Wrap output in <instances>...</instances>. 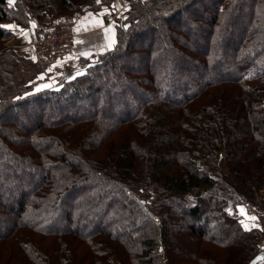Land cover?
I'll use <instances>...</instances> for the list:
<instances>
[{
	"label": "trees",
	"instance_id": "obj_1",
	"mask_svg": "<svg viewBox=\"0 0 264 264\" xmlns=\"http://www.w3.org/2000/svg\"><path fill=\"white\" fill-rule=\"evenodd\" d=\"M113 2L0 0V43L13 36L5 23ZM242 3L130 0L115 47L58 90L33 92L38 66L0 51V264H249L261 253L264 229L236 210L264 212V0ZM191 19L193 33L177 31ZM164 57L166 69L151 66ZM91 182L99 194L82 191ZM98 200L141 226L88 222Z\"/></svg>",
	"mask_w": 264,
	"mask_h": 264
},
{
	"label": "rangeland",
	"instance_id": "obj_2",
	"mask_svg": "<svg viewBox=\"0 0 264 264\" xmlns=\"http://www.w3.org/2000/svg\"><path fill=\"white\" fill-rule=\"evenodd\" d=\"M242 1L243 0H240V3H242ZM14 5H15V0H14V3L12 4V6H14ZM246 5L248 7H250L249 2H244L238 6L239 10L242 11V10H244V7H245L246 11H247L248 8L246 7ZM201 10L204 14H208L209 9L201 8ZM31 20H32V18H31ZM70 20H72V19H70ZM200 20H203V19L201 18ZM192 21H194V19H191L190 21L189 20L182 21L181 23L178 24V30L177 31L184 32V31L190 29V31H192V33H193V31L195 30L194 26L196 25V23H194ZM36 22H38V21L36 20ZM116 23H118V20L116 21ZM37 24H39V26L35 25V28H34V27H31V25H21L20 23L17 24V22L5 23L4 26L7 27L12 32L13 36L6 43H4V44L0 43V51L2 52V51H7V50H13V51H16L20 56L25 57L27 59L26 60L27 62H31V61L34 62L35 65L38 66L37 71L35 73L40 72L37 75L36 84L37 83H44V85H41V87H43V88L45 87V89H46V87H49V88L58 90L59 88H61L62 83L65 82L66 80H70L74 76H80V75L84 74L86 72L85 71L86 66H83V68L79 72H77V74L72 72L71 71L72 69H70L68 65H67L68 67L67 66L62 67V68H60L59 71H57L56 68L54 67V63L57 60V58H59L61 56H56V57L49 58V59H42L36 55V53L32 47H27V49L21 48L20 47L21 46L20 45L21 39H23L24 41L29 40L31 38V35H33V33L36 31L37 28H41V27L47 25V24H42L40 22H38ZM244 28L245 27L243 25H239V27H237L236 29H237V31H239L238 33H240L244 30ZM203 29L204 28H202L201 31L198 33L199 36H206L207 35V33H208L207 29H204V31H202ZM236 29H233V31L235 32ZM231 31L232 30H230V32ZM232 34H233V32H232ZM142 43L146 44V42H142ZM159 44H160V42L157 45H155V48H153L155 53H158L157 50H158V48H160ZM98 49H99V52H98L99 54L101 52H104V49L101 47L100 44H99ZM79 50H80L81 54H85V56H88V57H89V55L92 54V52L96 51L95 48L92 49V51H90L89 49H85V47H79ZM162 51H163L162 53L166 54V60L167 61L171 60V58L174 56L171 54L168 46H165V51H164V49ZM99 60H100V58L95 59V60H91V61L87 60L86 63H88V62L89 63H96V62H99ZM138 60H139V58H138ZM164 60H165V57L163 59L160 58V60H158L157 62L152 63L151 66L156 67L159 70H161L162 68L166 69L167 64L164 63L165 62ZM10 62L12 63L11 67L17 71L19 69V66L17 64H14L11 60H10ZM30 64L28 63L27 67H24V64H23V69H22L21 73H22V75L24 74L26 78L33 76L34 69L32 68V66ZM83 64L84 63L81 62V67ZM120 69H123V68H120ZM147 70H148V68L143 70V74H146ZM169 76H170V74H169ZM169 76L167 75V77H169ZM110 79L113 81L114 77H111ZM169 79L173 81L175 78L169 77ZM127 82H129L128 84H132V80L127 81ZM164 89H165V87L163 88V90ZM168 89H169V91L171 90V88H168ZM37 90H38V88H37ZM41 90L42 89H40V91ZM128 103H129V101H128ZM263 105H264V102H263ZM115 111H117V109ZM117 113H118V111H117ZM11 161H12V159L6 158L4 163H8ZM1 164H2V162L0 159V169L2 168ZM102 186L103 185L100 186V184L96 186V183L91 182V183H88V184L82 186L83 187L82 191H84V192L87 191L90 194H99L98 192L100 191V189H102ZM153 197H154V194H151L149 197L145 198V201L147 203H152V201L154 199ZM109 198L112 199L113 195L110 196ZM104 203H107V201ZM100 204H101V201L98 200V202H96V204H93L88 208V210L93 211V214H94L93 215L94 218L91 217L88 222L93 223V222H99L100 221V223H102V226L106 227L108 230H111L113 228V229H116L117 231L123 230L127 233H133L137 229H139V225L141 226V224L139 222H135V221L131 220L132 216H134V212L132 209L131 210L128 209L129 211L126 209V210H123V212H116L113 215H111L109 213L110 210H108L107 206L105 207V211L103 209H99L101 207V205L103 206V204H101V205ZM94 207H97V209H99V210L96 209V211H95ZM246 207L248 209H253V208H250L248 206H246ZM57 209L58 208H55L54 211H56ZM92 223H87V222L84 223L83 222L82 224H80V227H84L83 225H86L87 227L90 228ZM216 232H217V229L216 230L212 229V233H216ZM260 250H261V248H260ZM218 252H220V250H218Z\"/></svg>",
	"mask_w": 264,
	"mask_h": 264
},
{
	"label": "crops",
	"instance_id": "obj_3",
	"mask_svg": "<svg viewBox=\"0 0 264 264\" xmlns=\"http://www.w3.org/2000/svg\"><path fill=\"white\" fill-rule=\"evenodd\" d=\"M129 7L130 0H114L113 8L103 7L98 12H93L87 7H84L83 13L73 19L74 31L78 34L74 47L67 54L57 55L61 57L57 58L54 63L56 70L59 71L60 68L68 65L69 68L72 69L71 71L77 74L84 66L82 65L81 67V62L98 59L105 52L112 50L116 45V21L125 16ZM37 21L42 24L56 22L52 20L51 13L49 12L44 13ZM38 22L32 19L30 23L31 27L35 28V25L39 26V24H37ZM20 42V47L27 49L24 47L25 41L21 39ZM99 44L104 49V52L100 54L98 53ZM79 47H85V49H89L90 51L95 48L96 51L92 52L88 57L80 53ZM41 85H44V83H37L34 86L33 92L40 91V89L44 90L45 87L43 88ZM48 88L49 87H46V89ZM236 214L242 218L246 229L254 227L264 229V212L260 213L255 209H248L246 206L241 205L237 208ZM260 248L261 252L264 253V238L260 243ZM258 264H264V260L260 261Z\"/></svg>",
	"mask_w": 264,
	"mask_h": 264
},
{
	"label": "built area",
	"instance_id": "obj_4",
	"mask_svg": "<svg viewBox=\"0 0 264 264\" xmlns=\"http://www.w3.org/2000/svg\"><path fill=\"white\" fill-rule=\"evenodd\" d=\"M77 37L73 20L60 21L37 28L24 42V47H32L39 58L49 59L67 54L73 49Z\"/></svg>",
	"mask_w": 264,
	"mask_h": 264
},
{
	"label": "water",
	"instance_id": "obj_5",
	"mask_svg": "<svg viewBox=\"0 0 264 264\" xmlns=\"http://www.w3.org/2000/svg\"><path fill=\"white\" fill-rule=\"evenodd\" d=\"M262 260H264V253L261 252L249 264H258Z\"/></svg>",
	"mask_w": 264,
	"mask_h": 264
},
{
	"label": "snow or ice",
	"instance_id": "obj_6",
	"mask_svg": "<svg viewBox=\"0 0 264 264\" xmlns=\"http://www.w3.org/2000/svg\"><path fill=\"white\" fill-rule=\"evenodd\" d=\"M8 3L11 6L14 3V0H8Z\"/></svg>",
	"mask_w": 264,
	"mask_h": 264
}]
</instances>
